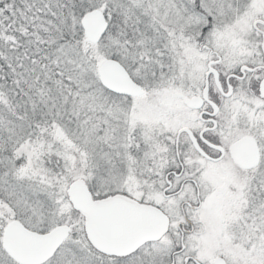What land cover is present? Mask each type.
Listing matches in <instances>:
<instances>
[{
    "label": "snow or ice",
    "instance_id": "obj_1",
    "mask_svg": "<svg viewBox=\"0 0 264 264\" xmlns=\"http://www.w3.org/2000/svg\"><path fill=\"white\" fill-rule=\"evenodd\" d=\"M0 264H264V0H0Z\"/></svg>",
    "mask_w": 264,
    "mask_h": 264
}]
</instances>
